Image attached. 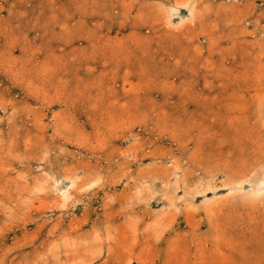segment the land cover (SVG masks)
I'll return each instance as SVG.
<instances>
[{"label":"rangeland","instance_id":"374dc122","mask_svg":"<svg viewBox=\"0 0 264 264\" xmlns=\"http://www.w3.org/2000/svg\"><path fill=\"white\" fill-rule=\"evenodd\" d=\"M0 264H264V0H0Z\"/></svg>","mask_w":264,"mask_h":264}]
</instances>
